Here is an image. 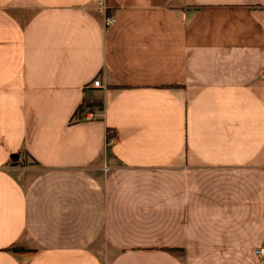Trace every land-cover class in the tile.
<instances>
[{
    "label": "crops",
    "instance_id": "crops-1",
    "mask_svg": "<svg viewBox=\"0 0 264 264\" xmlns=\"http://www.w3.org/2000/svg\"><path fill=\"white\" fill-rule=\"evenodd\" d=\"M263 257L264 0H0V264Z\"/></svg>",
    "mask_w": 264,
    "mask_h": 264
},
{
    "label": "built area",
    "instance_id": "built-area-1",
    "mask_svg": "<svg viewBox=\"0 0 264 264\" xmlns=\"http://www.w3.org/2000/svg\"><path fill=\"white\" fill-rule=\"evenodd\" d=\"M99 7H103L102 3H99ZM112 21H113V17L111 15H105L104 20H103V22H104L105 25L111 23ZM91 84L93 86H100L98 79H93L92 82H91ZM95 117H96V115H95V113L93 111L87 110L84 113V118L85 119H93ZM110 142H111V137H109V138L106 139V143L107 144L110 143ZM254 251L257 254H261L263 252V249L260 248V247H257V248L254 249ZM262 261L264 262V257L262 258Z\"/></svg>",
    "mask_w": 264,
    "mask_h": 264
},
{
    "label": "trees",
    "instance_id": "trees-1",
    "mask_svg": "<svg viewBox=\"0 0 264 264\" xmlns=\"http://www.w3.org/2000/svg\"><path fill=\"white\" fill-rule=\"evenodd\" d=\"M92 105H97V106L100 107L98 101H88V100H86V101H83V103L80 104V105L77 107V111H78V112H79V111H82L84 107H91ZM5 248H7V249H16V248H19V247H17V246L14 245V244H10V245H8V246L5 247Z\"/></svg>",
    "mask_w": 264,
    "mask_h": 264
},
{
    "label": "water",
    "instance_id": "water-1",
    "mask_svg": "<svg viewBox=\"0 0 264 264\" xmlns=\"http://www.w3.org/2000/svg\"><path fill=\"white\" fill-rule=\"evenodd\" d=\"M10 157H11V158L16 157V153H12V154H10Z\"/></svg>",
    "mask_w": 264,
    "mask_h": 264
}]
</instances>
